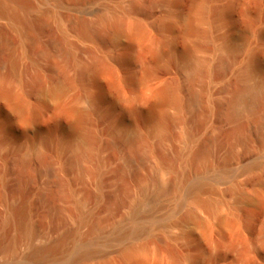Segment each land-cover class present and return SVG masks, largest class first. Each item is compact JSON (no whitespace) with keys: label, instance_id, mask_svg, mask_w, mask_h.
<instances>
[{"label":"rangeland","instance_id":"rangeland-1","mask_svg":"<svg viewBox=\"0 0 264 264\" xmlns=\"http://www.w3.org/2000/svg\"><path fill=\"white\" fill-rule=\"evenodd\" d=\"M26 1L27 30L22 20L0 15V221L7 207L22 206L27 228L0 226L17 237L13 255L0 253V264L61 237L67 252L51 264H264V182L255 181L264 177V129H257L264 95L258 111H245L237 122L224 110L248 60L264 81V0ZM132 1L145 6L132 9ZM102 15L125 20L113 42L91 31ZM59 38L74 61L99 58L102 65L79 77L76 64L44 52ZM226 44L238 51L231 54ZM190 61L204 63L203 73L190 78ZM36 74L66 80L56 95L34 92ZM165 87L174 89L175 102L161 94ZM192 93L200 102L189 101ZM159 123L161 141L153 134ZM238 124L246 143L226 158ZM77 126L95 141L73 167ZM125 131L140 136L145 149L114 140ZM201 146L208 154L194 161ZM21 159L28 164L22 171ZM18 170L23 187L16 193ZM197 180L204 187L189 193ZM192 210L198 226L181 222ZM80 216L86 222L78 226ZM92 224L99 229L90 230ZM77 228L91 253L73 260Z\"/></svg>","mask_w":264,"mask_h":264},{"label":"bare ground","instance_id":"bare-ground-1","mask_svg":"<svg viewBox=\"0 0 264 264\" xmlns=\"http://www.w3.org/2000/svg\"><path fill=\"white\" fill-rule=\"evenodd\" d=\"M143 5L145 6V3L142 4V3L137 2V1H132L130 3V7L132 9H138V8L142 7ZM29 6L30 5L26 0H0V15H7L8 17H10V19L12 18L15 21H19V20L21 21L22 20L25 27H26V30H27V28H30L32 25L24 16V13L26 12L27 9H29ZM131 27H132L131 28L132 34L134 37L137 38L138 36L141 35L140 24L135 23ZM124 28H125V20L123 18L114 16V15H111V16L102 15L97 20V27L92 28V26H91V31L97 37L102 38L104 40H107L109 42H113L122 36ZM89 30L90 29L87 27L82 29V31H84V32L89 31ZM63 40H64V38H63ZM63 40L60 38H59V40H53L52 39L51 41H49L45 45V48H44L45 51L44 52L48 56H52V57H53V55L59 56L58 54H61V55H63V57H65L64 61L66 60V62H67V60H68L69 62H73V64H76L77 65L76 66V69H77L76 72H77V75L79 77L89 75L94 69H96L102 65V61L99 58H93L91 63L86 64V65L78 63L77 59H76V61H74L73 60L74 58L71 57L69 51L63 49L62 44L60 43V42H63ZM225 47L230 51L231 54H235L238 51V47L235 44H226ZM218 64H219V66H223L225 64V61L223 59H221L218 62ZM67 65H69V64H67ZM254 65L255 64L253 63V61L251 59L246 62V65H245L244 71H243V77H242L241 85L237 86L235 89L232 90L230 97L225 102V105H224L225 117L229 121L237 122L239 120V118L241 117V115L245 111L246 112H253V111H255V109H257V111H258V107L260 105L261 98L264 95V81H263V79L258 78V76H256L257 75L256 71H258V70L254 67ZM63 67L62 66L61 67L55 66V68L61 72H63V69H64ZM185 68L189 72V76L191 78L195 74L203 73L204 63H202V62H196L195 63L194 61H190L189 63L186 64ZM64 76H65V74H64ZM64 76H62L63 79H65ZM31 80L32 81H30L29 84L32 85L31 89H33L34 92H41L45 88V89L49 90V92H51L52 95H56L57 93H59L61 85H62V80H60V79L43 81V79L40 78L39 76H37V74ZM249 81H253V82L249 83ZM43 82H46V83H43ZM66 83H69V81H66ZM161 94L167 95V97L170 100H172L173 102L176 101L175 91L171 87H165L164 89L162 88ZM196 94L195 93L191 94V96L189 98L190 102H192V103L200 102L199 100L201 98L199 99L200 96H198ZM1 96L4 99V101L6 102L9 110L14 112L16 115L20 116V111H21L20 107L11 102L10 94L6 91H3L1 93ZM75 119L76 120L80 119V116H75ZM258 122H259V124H258L257 129H259V130L264 129V115H262L259 118ZM75 131H76L75 134L78 137V142L75 145L74 155H73V158L71 160V166H73V167L74 166L77 167L78 164L83 159H86L85 158L86 153L89 152V149H91L90 147L93 145V143L95 141V137L92 133H90L88 131H84L78 126H77ZM153 134L157 136L159 141H161L164 138L162 125L160 123L155 125L154 130H153ZM185 134L187 135V133H185ZM113 136H115L114 140L116 142H118V141L119 142H125L129 145H132L131 147L142 145L140 149L141 150L145 149V146L142 144L143 140L136 133L125 131V132H123V134L121 136H117V135H113ZM246 136H247L246 135V129L239 124L231 130V132L229 133V139L227 140V143H226V145H227L226 146L227 147L226 158H233V152H234L235 147L238 145H241V144H245L246 143ZM207 151H208V149L205 146H201L197 150V152L195 153V156L193 158L194 161H196L198 158H202V157L206 156L208 154ZM132 159L130 158L128 160L131 161ZM125 161H126V159H125ZM130 161H127V162H130ZM26 162H25V159H24V161H23V159H21V161L19 162V166H20L19 170L20 171L25 170V168H26L25 163ZM132 162H133V160H132ZM24 166H25V168L23 169ZM248 168H249V166H248ZM19 170H18V172H20ZM87 172H88V170H85V169L82 170L81 169V175H84ZM21 173L22 172H20L18 174L19 176H18V180H17L18 183H17V187H16V193H19L21 191V188L23 187V185H22L23 179L20 177L21 175L23 176V174H21ZM255 181L256 182H264V177H260ZM204 185L205 184L203 181L197 180L191 187H189V189H188L189 193L203 188ZM160 191H161V189L157 188V193H160ZM236 197L237 198L241 197L239 192L236 193ZM0 198H1V193H0ZM25 212H24V207H22V206H20L19 208H16L13 206L7 207L4 211V215L2 216V219L0 221V226L2 228H6L7 226H10V225L13 227H15L17 225V226H19V228L24 229L26 227V226H24L26 223V222L24 223V220H25L24 218L26 217ZM24 213H25V217H24ZM85 222H86L85 217L80 216L78 218V226L84 224ZM181 222H191L194 226L200 225V220L198 219L196 214L193 212V210L186 212V214L183 217ZM219 223L222 224L225 228L230 227V222H228L222 218L219 219ZM99 227H97L96 224H92L90 226V230H95L97 228L99 229ZM16 229H18V228H16ZM25 229H27V228H25ZM24 231H22V232H24ZM31 232H32V230H31ZM128 233L129 232H126V233H124V235H127ZM72 234H73L72 237L74 239V242L77 245L76 251L73 253L72 259L77 260L80 257L89 255L91 253V249L89 247H87L86 242H84L81 239H78V234H79L78 228L75 229L74 233H72ZM121 236H123V235H121ZM16 239H17V237L16 238L15 237H9V235L7 236V234L5 232H1L0 233V253H6V254L12 253L11 255H13L12 251H14L13 248H14L15 244L17 243ZM64 241H65L64 237H61L58 240H53V243H52V241H50L51 243L48 245L46 243L45 245H41L40 247H36L34 249L32 248L33 250H30L31 253L30 254L28 253L29 255H27L26 257L23 256L24 258L22 257L23 260H21V258H20V259H18L20 262L16 261V262H12V263L13 264L14 263L15 264L16 263L17 264H44L45 262H49L51 264L50 261L58 260L57 257L61 256L58 254H60L61 252L62 253L67 252V250L62 247ZM71 241H73V240H71ZM62 256H63V254H62ZM8 264H11V262Z\"/></svg>","mask_w":264,"mask_h":264}]
</instances>
